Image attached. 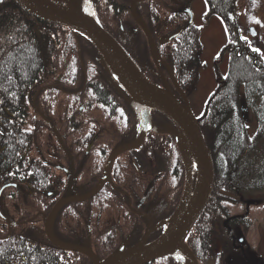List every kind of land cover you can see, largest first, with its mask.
I'll return each instance as SVG.
<instances>
[{
    "label": "trees",
    "instance_id": "obj_1",
    "mask_svg": "<svg viewBox=\"0 0 264 264\" xmlns=\"http://www.w3.org/2000/svg\"><path fill=\"white\" fill-rule=\"evenodd\" d=\"M93 2L92 10L100 26L118 41L150 82L161 88L166 83L171 94L180 101L181 97L188 98L194 92L202 44L199 29L188 22L192 0H148L135 4L136 17L146 26L155 42L158 66L152 59L145 33L130 13L132 0ZM103 2L107 4L110 19L95 10ZM205 2L207 10L204 16H217L224 24L227 42L222 55L228 56V64L224 76L216 74V88L199 122L214 167V185L208 204L186 238V246L199 264L212 261L213 264H224L232 249L229 232L234 234L245 223L230 217L225 203L236 202L235 195L238 194L246 197L264 192V56L242 36L236 0ZM262 2L264 4V0ZM65 62L68 77L46 83L49 74L57 69V72L61 71ZM50 90L68 93L77 104L67 107L69 115L63 122L69 132L66 136H75L70 143L72 155L108 154L137 137L139 125L132 100L115 80L97 48L77 31L33 18L15 0H0V203L6 208L17 205L24 212L23 219L27 220H35L37 213L39 217L45 213L57 197L66 193L68 186L67 178L64 184H59L54 168L42 157L31 154L39 128L33 125L29 110L38 109L39 104H51ZM243 103L256 123L252 134L243 117ZM93 105L97 112L103 111L111 116L121 112L118 118L124 117L125 128L122 132L115 131L119 136L112 135L106 139L109 118L103 120L105 125L102 124V129L93 125ZM150 116L160 132L149 131L138 151L159 155L166 168V172L157 179H148V183H154L150 201L159 203L162 208L169 207L168 192L173 189L177 208L184 185V169L176 137L165 133L174 128L157 111L151 110ZM54 124L52 120L47 123L51 131L59 135ZM88 159L85 157L79 161L85 165L79 182H75L77 186L82 181L88 182L90 185L86 191L96 181H91L93 170L85 162ZM89 161L91 163V158ZM67 163L70 162L67 160ZM114 163L120 164V160ZM129 173L123 172L125 177L120 180L121 184L129 186L132 181ZM112 175L119 176L117 172ZM144 187H147V180ZM84 193L80 191L73 195ZM128 195L136 201L142 192ZM119 198L100 191L87 202L66 205L64 230L62 227L60 230L55 218L54 237L66 244L91 245L92 251L101 259L134 244H121L120 240L108 238L107 226L102 225L106 224L108 217L117 220L116 214H120L123 221L130 224L129 229L134 228V218ZM0 219V264H92L82 254L62 251L46 240H35L29 231V225L34 221L29 220V224H18L19 228H13L14 225H9L12 220H3L1 216ZM88 234L94 236L87 239ZM214 238L218 239L221 248L217 253L213 251ZM159 261L180 264L169 257L154 263Z\"/></svg>",
    "mask_w": 264,
    "mask_h": 264
},
{
    "label": "water",
    "instance_id": "obj_2",
    "mask_svg": "<svg viewBox=\"0 0 264 264\" xmlns=\"http://www.w3.org/2000/svg\"><path fill=\"white\" fill-rule=\"evenodd\" d=\"M19 7L33 18L53 25L64 26L85 36L101 53L112 75L132 99L135 113L139 120V134L130 144L119 146L109 155L102 176L97 186L84 196H67L60 199L52 208L45 223L48 240L62 250L81 253L91 259L93 264H148L162 258L174 249H185L189 259H180L183 264H198L185 246V239L195 221L208 203L214 184L213 163L199 128V121L194 117L188 103L182 105L169 91L166 83L160 88L148 81L138 67L118 44L97 22L94 14L80 2L70 0L69 3H55L51 0H15ZM148 0H133L130 13L148 38L151 56L157 65L159 59L154 40L146 26L138 20L134 12L136 3ZM192 21L190 16L189 22ZM158 66V65H157ZM159 69V68H158ZM154 109L166 117L176 128V131H166L178 140V147L185 169V190L182 200L166 222L163 234L155 241L143 246L144 238L134 247L112 253L103 261L87 247L82 245H67L57 242L51 235L50 224L56 211L69 203H80L89 200L98 193L105 181L112 161L121 154L138 149L146 138L147 123L150 121L149 110ZM146 111L144 116L143 112ZM247 112L242 104L243 117ZM245 118V117H244ZM153 131H157L152 128ZM183 141L194 156L198 180L192 194L191 167L185 160L180 144Z\"/></svg>",
    "mask_w": 264,
    "mask_h": 264
},
{
    "label": "rangeland",
    "instance_id": "obj_3",
    "mask_svg": "<svg viewBox=\"0 0 264 264\" xmlns=\"http://www.w3.org/2000/svg\"><path fill=\"white\" fill-rule=\"evenodd\" d=\"M85 1L93 9L94 0ZM156 3L158 4V2ZM106 6L107 4L103 2L99 7H96L95 10L97 13L99 12L102 17L110 19L111 14L107 11L108 9ZM206 9L204 0H193L191 6L193 25L200 31V40L202 44V55H200L201 65L199 68L198 82L195 88L196 91L194 90V94L189 98L192 109L191 112L197 118L204 112L206 101L216 88V74L219 73V75L224 76L227 72L228 64V56L221 54L227 42L225 27L220 18L215 16L206 18L204 16ZM236 11L238 13V25L242 36L264 56V4L262 0H236ZM65 61H67V59H65ZM65 65L66 62L62 65L61 71L59 72H57L58 69L55 71L52 69L54 73L49 74L46 83H54L57 79L68 77V72L65 71ZM109 82L113 85L111 80ZM49 93L51 96L50 99H52L50 100L51 104L49 102L47 103V109L45 108L47 106L43 103L37 106L39 110L34 108H30L29 110L32 120L35 123L33 125L39 128L36 132L31 154L33 157H42L51 168L54 166L55 175L60 179L57 178L56 181L59 184H64L62 180H66L67 176L62 174L60 170H57V167L59 165L67 166V160L63 157V154L64 152L70 155L72 154L70 143L74 140L75 136H73L74 138L71 135L66 136L69 132L67 133L65 125L63 126V122L69 115L67 107L72 104L77 106V104L73 103V98L63 91L50 90ZM94 107L95 105L92 107L94 111L91 112V116L93 120H95L93 125L100 126L102 129L103 120L109 118L107 121L108 129L105 131L106 139H110L112 135L115 137L119 136L115 134V131L118 130L122 132L125 128V124L123 123L124 117L122 116V119L118 118L121 112L111 116L107 113L105 114L103 111L97 112ZM43 116L45 120L42 121V119H44ZM244 117L248 121V131L251 134L254 133L256 129L255 120L253 118L251 119L248 112H246ZM46 118H49V120ZM50 120L54 121V126L59 135L54 134L51 131V127L47 125ZM44 121L46 123H44ZM85 127H87V124H85ZM192 170L194 172L193 180L196 181L195 163L192 166ZM164 198L166 202L167 198ZM235 198L237 199L236 202L225 203V206L230 217L239 218L245 223L241 224L240 228H237L236 232H234L235 239H241V242L235 243L233 253L228 255L224 264H264V192L253 193L246 197H242L238 194L235 195ZM38 209L39 208H37V210ZM156 215L155 212L149 213V222L151 226L156 221L155 219H157ZM116 217H118V214H116ZM125 224L128 225L129 229L130 224L127 221ZM38 227L41 228V224L38 226L36 225L37 229ZM142 228L143 225L141 229ZM219 249V241L217 238H214L213 250L216 253L219 252ZM172 255L183 257L182 252L178 249H176ZM213 263L214 262H210L209 264ZM154 264L166 263L159 261Z\"/></svg>",
    "mask_w": 264,
    "mask_h": 264
},
{
    "label": "flooded vegetation",
    "instance_id": "obj_4",
    "mask_svg": "<svg viewBox=\"0 0 264 264\" xmlns=\"http://www.w3.org/2000/svg\"><path fill=\"white\" fill-rule=\"evenodd\" d=\"M191 107V105H190ZM139 149V148H138ZM138 149L130 151L132 152L131 154H123L121 156H118L111 164V170L109 177L106 179V181L103 183L100 191L104 193H112L115 195H118L120 197L119 199L122 201L124 205H126L127 210L129 213L132 214L133 219V229H128V225L125 224L123 218L120 216L117 217V220L114 217H108L105 221L107 229H108V238L113 239V240H120L122 243L121 244H126L128 242H132L134 244L127 246L131 247L135 245L141 238L142 236L147 233V238L145 239L144 244H148L154 240H156L163 231L166 228L165 221H167L175 212L176 208V197L174 190H169V207L162 208L159 203H155L153 201H150V191L154 188V183L149 182L148 179L150 177H154V179H157V177H160L161 174L166 172L165 165L163 166L161 163V159L159 155H149V154H144ZM113 150V149H112ZM111 150V151H112ZM98 151V149H97ZM110 151V152H111ZM105 153H98V154H92V155H70V154H63V157L68 160L70 163L66 164L67 166L65 167L64 165H59L57 167V170H60L62 174H65L67 176V183L68 186L65 190V194H63L60 197H57L55 203L48 208V210L45 213H42L40 217L38 216L39 213H37V218L35 220L32 219H23V214L24 212L19 210L17 205H14L10 208H6L5 206L2 207L0 203V216L3 217V220L9 221L12 220V222L9 221V225H14L13 228H19L20 226H24L26 224H29V220L33 223H30L29 231L32 235V237L37 240V241H44L46 240L47 243L50 245H53L47 238L46 236V231H45V223L46 220L49 216V213L53 206L57 203L58 200L61 198H64L66 195H73L76 194L77 192L80 191H85L84 194L89 193L98 183L105 163L109 157V154ZM88 157L89 159L91 158V163L88 160H85V162H88L89 168L93 170V177L92 180H96L91 184H94V186L86 191L88 182L82 181L80 185H76L75 182H79V177H81V171L83 169V166L85 164H80L79 161L82 160V158ZM93 158V159H92ZM119 159L120 164L115 165V161ZM102 164V166H101ZM49 165V164H48ZM117 165L120 166V168H115ZM51 167V166H50ZM101 167V170H100ZM184 167V166H183ZM54 168V166H53ZM118 173V177H114L112 173ZM123 172H131V177L132 181L130 182L129 186L126 184H121L120 180L124 179ZM60 180V179H59ZM145 180H147V187H144ZM185 180V178H184ZM64 182V180H62ZM126 185V186H125ZM60 187H63L60 186ZM143 189V190H142ZM184 189V185H183ZM183 189L181 191L179 200L182 196ZM99 191V192H100ZM130 191V192H128ZM142 192V195L140 198H138L136 201H134L131 197H129V193H134V192ZM213 191V190H212ZM98 192V193H99ZM82 194V195H84ZM212 194V193H211ZM97 195V194H96ZM95 197V196H94ZM126 197V198H125ZM70 204H80V203H69L66 205ZM66 205L61 206L57 212L54 215L52 224H51V234L53 235V227H54V221L57 218V225L60 226L64 230V225H65V210L64 207ZM157 214V219L154 222V224L151 226L149 222V213ZM112 218V219H111ZM125 218V217H124ZM235 218V217H233ZM122 219V220H121ZM1 220V219H0ZM20 220V221H19ZM8 223V222H7ZM19 224V225H18ZM41 224V228L38 227L36 228V225L38 226ZM143 225V228L141 229ZM144 229V230H143ZM59 230V229H58ZM222 235V234H221ZM54 236V235H53ZM77 236V235H75ZM94 235L88 234L87 239L92 238ZM229 237L231 238V253H233V250L235 249V243L239 242V240L235 239V236L233 234V231L229 232ZM56 239V238H55ZM110 239H108L110 241ZM58 240V239H57ZM59 241V240H58ZM61 242V241H60ZM74 245H82V244H74ZM55 246V245H53ZM91 249V245H83ZM56 247V246H55ZM58 248V247H57ZM60 249V248H59ZM221 249V248H220ZM219 249V251H220ZM62 250V249H60ZM92 250V249H91ZM64 251V250H62ZM79 254V253H78Z\"/></svg>",
    "mask_w": 264,
    "mask_h": 264
},
{
    "label": "bare ground",
    "instance_id": "obj_5",
    "mask_svg": "<svg viewBox=\"0 0 264 264\" xmlns=\"http://www.w3.org/2000/svg\"><path fill=\"white\" fill-rule=\"evenodd\" d=\"M39 1L42 3L45 2L44 0H39ZM143 114L145 116L146 111H144ZM180 147H181L183 156H184L185 160L187 161L188 165L192 166L195 162V159H194L193 154L189 150L188 146L183 141H181ZM182 251L188 255V252L185 249H182Z\"/></svg>",
    "mask_w": 264,
    "mask_h": 264
}]
</instances>
